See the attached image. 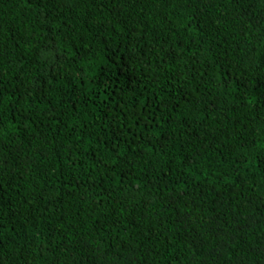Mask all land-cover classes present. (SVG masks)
Wrapping results in <instances>:
<instances>
[{
	"label": "trees",
	"instance_id": "obj_1",
	"mask_svg": "<svg viewBox=\"0 0 264 264\" xmlns=\"http://www.w3.org/2000/svg\"><path fill=\"white\" fill-rule=\"evenodd\" d=\"M0 264H264V0H0Z\"/></svg>",
	"mask_w": 264,
	"mask_h": 264
}]
</instances>
